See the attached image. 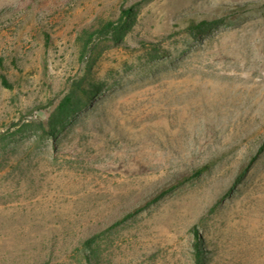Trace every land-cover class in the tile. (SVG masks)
I'll list each match as a JSON object with an SVG mask.
<instances>
[{
	"label": "rangeland",
	"instance_id": "obj_1",
	"mask_svg": "<svg viewBox=\"0 0 264 264\" xmlns=\"http://www.w3.org/2000/svg\"><path fill=\"white\" fill-rule=\"evenodd\" d=\"M0 59V264H264V0H0Z\"/></svg>",
	"mask_w": 264,
	"mask_h": 264
},
{
	"label": "trees",
	"instance_id": "obj_2",
	"mask_svg": "<svg viewBox=\"0 0 264 264\" xmlns=\"http://www.w3.org/2000/svg\"><path fill=\"white\" fill-rule=\"evenodd\" d=\"M131 11L129 8L122 9L118 18L113 20H105L101 21L98 26L94 27L93 31L84 30L82 32V36L87 39L84 42V47L88 45L89 42L93 39V37L99 36L101 38H109L115 42L120 40L121 33L124 31L126 26V21L130 18ZM224 23V17L222 16H214L212 18H202V19H188L184 22V30L188 33V35L194 39L199 38L219 25ZM0 68L4 69L3 60L0 59ZM0 82L2 86L6 88H12L9 80L7 79L4 73H0ZM100 89L89 85L88 87L83 86L81 83H77L75 88L71 89L70 92L61 98L58 102L52 113L46 119V121L39 122V128L43 133L48 136H53L57 131L58 127L66 120L73 116L80 108L82 104L85 102L91 101L95 96L99 93ZM80 93L83 94L84 97H76V95ZM205 168V167H204ZM203 169L196 170L192 176H197L202 172ZM247 168L243 167L241 171L238 173L235 183L240 182L243 175L246 173ZM172 189V186L161 191L157 196L153 197L150 202H153L169 192ZM136 211V210H135ZM132 213H128L126 217L122 218L120 221L115 224H119L121 221L125 220V218L129 217ZM115 226V225H113ZM112 227V226H111ZM109 227L108 229H110ZM102 231L100 233H96L90 236L88 239L84 241V246L88 249H91L93 245L96 243L99 236H101ZM196 235V232H194ZM199 241L196 238L194 242V258L195 264H199V258L202 257L201 251L198 248L197 242Z\"/></svg>",
	"mask_w": 264,
	"mask_h": 264
}]
</instances>
